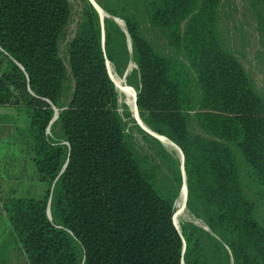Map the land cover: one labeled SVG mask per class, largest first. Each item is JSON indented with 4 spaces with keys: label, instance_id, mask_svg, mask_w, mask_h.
<instances>
[{
    "label": "trees",
    "instance_id": "obj_1",
    "mask_svg": "<svg viewBox=\"0 0 264 264\" xmlns=\"http://www.w3.org/2000/svg\"><path fill=\"white\" fill-rule=\"evenodd\" d=\"M100 4L111 17L84 0L66 65L68 0H0V106L26 109L49 184L40 199L2 198L29 264H264V93L223 40L221 0ZM143 19L173 52L155 48ZM107 60L119 75L137 66L125 79L139 114L181 148L187 207L208 229L176 228L181 163L135 124L157 148L139 153Z\"/></svg>",
    "mask_w": 264,
    "mask_h": 264
},
{
    "label": "rangeland",
    "instance_id": "obj_2",
    "mask_svg": "<svg viewBox=\"0 0 264 264\" xmlns=\"http://www.w3.org/2000/svg\"><path fill=\"white\" fill-rule=\"evenodd\" d=\"M68 1L71 5V16L65 28L63 38L61 40V55L64 61L66 62V65H69L68 44L70 40L73 38L75 31L78 27V23L82 15L81 14L82 8L84 6V0H68ZM94 1L95 3H97L99 7H101L108 14V12L100 4V2L104 3L105 1L108 0H94ZM260 14L264 15V5L259 0H221V5H220L221 32L220 33L223 37V40L229 51L235 54L237 58L245 66L250 77L256 83L258 90L264 93V21L260 19ZM105 17L106 16H104V18ZM100 18L102 21L103 16L100 15ZM116 18L123 20L120 17H116ZM142 24H143L144 32L146 33L151 43L155 46V48H157L160 51L173 52L168 45L166 37L158 28L148 23L147 20L145 19H143ZM121 27L124 28L123 26ZM132 62L133 61H130L129 67H131ZM110 64L112 65L114 71L116 72L115 67L111 61ZM4 65L6 66L5 63ZM116 74L119 75L117 72ZM119 76L124 79L126 78V75H119ZM126 84L129 86L131 90L136 91L134 86L128 84L127 82ZM68 85H69V89L66 91L64 95V100H63L64 103L68 102L72 92V83L70 82ZM119 98H120V102L122 103L121 112L125 116L124 105H126L130 111L131 109L129 108L128 104L125 102L126 100L125 95L119 94ZM14 109L16 110L17 114L12 119L16 121V125L13 129L14 131L9 136L10 138L14 139V141H17L20 145H22V146H18L19 152L23 153V157L29 162L28 164L29 173L31 172V174L35 173L36 175H38V170L34 162L33 161L31 162V160H29L30 158L29 154L31 153L29 144L31 143V145H34L33 139L30 140L31 133L29 131V127L23 126L24 122L25 121L28 122L30 118L25 108L15 107ZM125 118L129 126H132L133 128L132 132L137 150L143 157L152 160L153 156L157 151L155 144L148 137H146L137 127H135V124H137L140 128H142L139 125L137 119L133 117L132 112H131V117H125ZM140 118L142 119L141 116ZM20 119L23 120L22 125L19 122ZM191 128L195 133L208 136L198 126L196 121L192 122ZM54 132H59V128L56 127L53 130H51L50 128L48 130L49 135H53ZM168 139L170 138L168 137ZM34 184L36 185V183ZM37 184L44 187L47 185L45 182H42V180L41 181L37 180ZM43 195L44 194L41 193L34 197L36 199H40L42 198ZM4 197L6 198L7 196ZM190 213L196 219L195 220L181 219L180 220L181 234L183 232V225L184 223L187 222H193L204 228L207 227V225L204 223L202 219L197 218L191 211ZM174 217H175V213L173 214V218ZM8 224H9L8 218L3 214V211L0 208V235H4V234L7 235L5 231L8 230Z\"/></svg>",
    "mask_w": 264,
    "mask_h": 264
},
{
    "label": "crops",
    "instance_id": "obj_3",
    "mask_svg": "<svg viewBox=\"0 0 264 264\" xmlns=\"http://www.w3.org/2000/svg\"><path fill=\"white\" fill-rule=\"evenodd\" d=\"M14 108L12 105L0 106V208L6 217L2 202L4 196L35 198L34 196L41 193L45 195L49 188V184L43 180L42 182L47 184L45 187L37 184V180L41 181L39 173H29V162L23 157V153L19 152L18 146L22 145L9 136L16 125V121L12 119L17 114ZM22 121L19 120L21 125ZM29 122L25 121L23 126L29 127ZM29 146V160L34 162L33 145L30 143ZM8 223V230L5 231L7 235H0V264H29L9 220Z\"/></svg>",
    "mask_w": 264,
    "mask_h": 264
},
{
    "label": "bare ground",
    "instance_id": "obj_4",
    "mask_svg": "<svg viewBox=\"0 0 264 264\" xmlns=\"http://www.w3.org/2000/svg\"><path fill=\"white\" fill-rule=\"evenodd\" d=\"M134 66H135V63L132 62L131 63V69ZM109 69H110V74L113 75L112 77L116 83L115 84L116 89H117L119 94L125 95V97H126L125 102L128 104L129 108L131 109L133 117L135 119H137L139 124H142L143 126H145L147 128L145 122H143L142 119L140 118L139 112H137L138 110L136 108V91H133L129 88V86L126 84V82H127L126 79H124V78H122L116 74V72L114 71L111 64H110ZM159 138L163 141V144L166 146V148L182 164V152H181L180 148L165 136H159ZM186 202H187V189L184 185L183 189L181 191V194H180V196L176 202L175 212H174L175 213L174 223H176L175 226L177 225L176 227H178L180 232H181V226H180V220L181 219H187V220H195L196 219L193 215H191L190 211L188 210ZM198 223H200V222H198Z\"/></svg>",
    "mask_w": 264,
    "mask_h": 264
},
{
    "label": "water",
    "instance_id": "obj_5",
    "mask_svg": "<svg viewBox=\"0 0 264 264\" xmlns=\"http://www.w3.org/2000/svg\"><path fill=\"white\" fill-rule=\"evenodd\" d=\"M91 1V3L94 5V7L97 9V11L100 13V15L101 16H103V18H104V16H110L111 17V15H108L101 7H99L98 5H97V3H95V1L94 0H90ZM103 18H102V23H103ZM116 21H117V23H119L121 26H123L124 27V29H126V25H125V22L123 21V20H121V19H118V18H116V17H113ZM129 45H130V47H131V40L129 39ZM136 66V65H135ZM107 67H108V72H109V75H110V77H111V79L113 80V82L115 83V81H114V79H113V77H112V75L110 74V69H109V67H110V61L109 60H107ZM137 67V66H136ZM131 69V67H129V69L126 71V74L125 75H127L128 74V72H129V70ZM137 95H138V92L136 91V108H137V110H138V105H137ZM137 112H139V111H137ZM59 117V109L58 108H55V114H54V117H53V119L51 120V122H50V124H49V127H48V129L47 130H49L50 128H51V125L53 124V122L54 121H56L57 120V118ZM144 122V121H143ZM139 123V122H138ZM144 124V123H143ZM146 124V123H145ZM141 127H142V129L144 130V131H146L147 133H149L150 135H152L153 137H155V138H157L162 144H163V141L159 138V136H162V135H160V134H158V133H156L155 131H153L150 127H148V125L146 124V126H147V128L149 129H147L145 126H143L142 124H139ZM164 145V144H163ZM165 146V145H164ZM178 146V145H177ZM166 147V146H165ZM179 147V146H178ZM180 148V147H179ZM180 150H181V148H180ZM181 152H182V150H181ZM184 154H183V152H182V165H181V169H182V173H183V177H184V182H183V185H182V187H181V190H180V192H179V196H180V194H181V191H182V189H183V186L185 185V187H186V189H187V199H188V185H187V179H186V173H185V168H184ZM67 165V164H66ZM65 165V166H66ZM179 196H178V198H179ZM178 198H177V200H178ZM177 200H176V202H177ZM187 203V202H186ZM48 214H49V216L51 217V210H50V206H49V209H48ZM173 221H174V218H173ZM175 224V223H174ZM177 228V227H176ZM206 229H208V227H205ZM178 229V228H177ZM181 233V232H180ZM184 243H185V240H184Z\"/></svg>",
    "mask_w": 264,
    "mask_h": 264
}]
</instances>
